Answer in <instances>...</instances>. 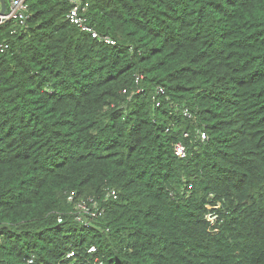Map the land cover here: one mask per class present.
<instances>
[{
    "label": "trees",
    "instance_id": "16d2710c",
    "mask_svg": "<svg viewBox=\"0 0 264 264\" xmlns=\"http://www.w3.org/2000/svg\"><path fill=\"white\" fill-rule=\"evenodd\" d=\"M28 1L0 25V264H264V0H80L115 44Z\"/></svg>",
    "mask_w": 264,
    "mask_h": 264
},
{
    "label": "built area",
    "instance_id": "2783aa9c",
    "mask_svg": "<svg viewBox=\"0 0 264 264\" xmlns=\"http://www.w3.org/2000/svg\"><path fill=\"white\" fill-rule=\"evenodd\" d=\"M7 8L3 15H0V25H4L8 22H14L17 28L13 32H17L18 29L25 30L28 28V23L31 18V13L29 11V1L28 0H6ZM72 8L67 14V18L72 24L78 26L81 30L90 33L94 38L105 41L109 44H115V40L109 35H101L93 26L88 23V18L85 14L88 8V4H82L80 0H71ZM1 10V4H0ZM9 44L6 43L3 49H7ZM140 76L137 77V81L140 80ZM163 88L158 89V94H164ZM156 99V97H154ZM156 105L160 106V100L156 99ZM184 114L188 117H192V113L189 109H184ZM188 135V134H186ZM201 140L208 138L205 131H200ZM175 151L180 156L186 155V147L182 143H177L175 145ZM117 191L115 189H110L107 197H116ZM74 199L70 196V200ZM104 214V209L98 206L96 200L92 198L83 199L77 203L75 216L76 219L86 227L99 228L97 225V220ZM63 218L59 217V222ZM96 248L92 247L90 251H95ZM75 255L72 251L68 257H73Z\"/></svg>",
    "mask_w": 264,
    "mask_h": 264
},
{
    "label": "water",
    "instance_id": "95a60500",
    "mask_svg": "<svg viewBox=\"0 0 264 264\" xmlns=\"http://www.w3.org/2000/svg\"><path fill=\"white\" fill-rule=\"evenodd\" d=\"M0 4H1L0 15H3L5 13L6 8H7V2H6V0H0Z\"/></svg>",
    "mask_w": 264,
    "mask_h": 264
}]
</instances>
